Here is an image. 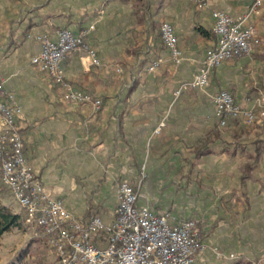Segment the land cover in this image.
Returning <instances> with one entry per match:
<instances>
[{
  "label": "crops",
  "instance_id": "obj_1",
  "mask_svg": "<svg viewBox=\"0 0 264 264\" xmlns=\"http://www.w3.org/2000/svg\"><path fill=\"white\" fill-rule=\"evenodd\" d=\"M253 2L208 0L201 9L189 0H0L4 100L21 109L25 156L47 193L77 218L110 223L120 184L141 181L140 205L171 223L201 221L196 264H264V127L232 118L222 127L213 102L220 91L244 109L264 99V1L247 20L260 45L213 71L208 88L174 95L217 42L213 12L239 18ZM164 22L175 28L179 65L162 42ZM85 29L100 65L82 48L61 68L74 90L102 100L99 111L65 101L62 86L32 63L38 36L55 41L62 30Z\"/></svg>",
  "mask_w": 264,
  "mask_h": 264
},
{
  "label": "built area",
  "instance_id": "obj_2",
  "mask_svg": "<svg viewBox=\"0 0 264 264\" xmlns=\"http://www.w3.org/2000/svg\"><path fill=\"white\" fill-rule=\"evenodd\" d=\"M205 8L208 0H189ZM264 0H254L248 13L235 18L223 11H214V33L217 42L206 52L205 60L192 81L182 84L175 92V99L192 88H208L210 75L224 62L241 58L260 45V38L247 20L260 15ZM88 30L74 34L69 30L58 32L57 40L47 35L38 36L42 51L32 63L63 88L64 100L75 105H91L99 111L102 100L76 91L66 82L61 64L73 52L85 49L92 64L100 65L96 51L86 38ZM161 38L177 65L183 60L178 48L175 28L164 22ZM158 62L153 63V70ZM120 72V69H117ZM216 116L220 126L227 119H243L248 126L264 127V99L256 108L244 109L227 91L213 96ZM21 109L4 100L0 79V171L1 182L18 201L25 213V225L32 237L41 241L55 254L57 264H196L204 250L201 238V221L198 218L170 221L169 215L159 214L149 206L140 205V185L123 181L118 190L116 217L105 223L98 216L88 219L75 217L61 200L52 198L43 183L35 176L34 169L25 156L24 139L17 124ZM166 126L162 121L155 133Z\"/></svg>",
  "mask_w": 264,
  "mask_h": 264
},
{
  "label": "rangeland",
  "instance_id": "obj_3",
  "mask_svg": "<svg viewBox=\"0 0 264 264\" xmlns=\"http://www.w3.org/2000/svg\"><path fill=\"white\" fill-rule=\"evenodd\" d=\"M0 192L4 193L5 206L14 210L21 208L11 192L2 184L1 171ZM19 214H22V211ZM22 229L14 228L0 238V264H57L54 252L41 241L34 239L30 232L26 233Z\"/></svg>",
  "mask_w": 264,
  "mask_h": 264
},
{
  "label": "trees",
  "instance_id": "obj_4",
  "mask_svg": "<svg viewBox=\"0 0 264 264\" xmlns=\"http://www.w3.org/2000/svg\"><path fill=\"white\" fill-rule=\"evenodd\" d=\"M207 143V139L204 140L203 144ZM202 154H206L203 152ZM201 155V154H198ZM25 226L24 215L15 213L11 208L5 206L2 203L1 192H0V238L10 230L17 228L22 229ZM18 264V262L16 263Z\"/></svg>",
  "mask_w": 264,
  "mask_h": 264
}]
</instances>
